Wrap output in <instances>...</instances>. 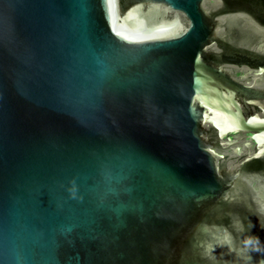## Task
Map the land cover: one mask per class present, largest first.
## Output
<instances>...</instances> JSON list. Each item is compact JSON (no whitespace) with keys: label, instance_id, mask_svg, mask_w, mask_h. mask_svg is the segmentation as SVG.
<instances>
[{"label":"water","instance_id":"1","mask_svg":"<svg viewBox=\"0 0 264 264\" xmlns=\"http://www.w3.org/2000/svg\"><path fill=\"white\" fill-rule=\"evenodd\" d=\"M0 264H264V0H0Z\"/></svg>","mask_w":264,"mask_h":264}]
</instances>
